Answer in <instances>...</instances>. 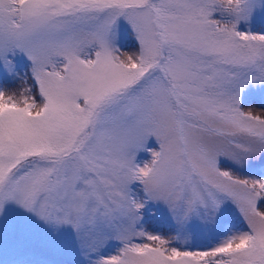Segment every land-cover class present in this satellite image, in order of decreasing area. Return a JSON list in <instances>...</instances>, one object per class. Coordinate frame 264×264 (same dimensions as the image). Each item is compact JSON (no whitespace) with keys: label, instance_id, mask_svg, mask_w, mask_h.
<instances>
[{"label":"snow or ice","instance_id":"6c2138e0","mask_svg":"<svg viewBox=\"0 0 264 264\" xmlns=\"http://www.w3.org/2000/svg\"><path fill=\"white\" fill-rule=\"evenodd\" d=\"M0 264H264V0H0Z\"/></svg>","mask_w":264,"mask_h":264},{"label":"rangeland","instance_id":"374dc122","mask_svg":"<svg viewBox=\"0 0 264 264\" xmlns=\"http://www.w3.org/2000/svg\"><path fill=\"white\" fill-rule=\"evenodd\" d=\"M152 225L161 228L165 233H168L169 229L167 227V225H163L158 223L157 221H153L151 222ZM206 237L204 235H200L198 236L195 241H189L190 243H196V244H202L205 242Z\"/></svg>","mask_w":264,"mask_h":264}]
</instances>
